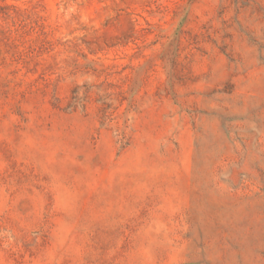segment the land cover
Instances as JSON below:
<instances>
[{
    "label": "rangeland",
    "instance_id": "obj_1",
    "mask_svg": "<svg viewBox=\"0 0 264 264\" xmlns=\"http://www.w3.org/2000/svg\"><path fill=\"white\" fill-rule=\"evenodd\" d=\"M0 264H264V0H0Z\"/></svg>",
    "mask_w": 264,
    "mask_h": 264
}]
</instances>
